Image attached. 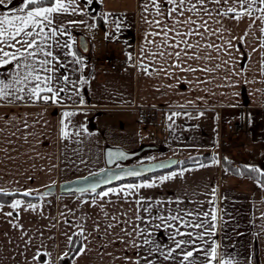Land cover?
Listing matches in <instances>:
<instances>
[{
    "label": "snow or ice",
    "instance_id": "1",
    "mask_svg": "<svg viewBox=\"0 0 264 264\" xmlns=\"http://www.w3.org/2000/svg\"><path fill=\"white\" fill-rule=\"evenodd\" d=\"M105 2L0 0V109H8L0 113V226H8L0 231V264H82L91 260L93 251L101 261L108 259L112 264H234L230 254L218 251L221 246L215 239H208L217 235V224L222 221L215 186L210 187L206 201L187 200L196 203V208H176L164 214H154L153 205L158 212L165 203L184 201H161L142 192L219 165L218 157L213 156L210 164L190 157L192 167L111 187L108 185L115 181L139 178L157 168L185 162L172 160L153 167L121 168L110 175L101 169L81 177L83 183L78 187L61 186L75 200L64 204L58 215L50 211L49 198L53 197L55 182L45 185L43 192L19 180L13 181L19 185L16 188L4 186L11 173L8 165L19 172L28 164L30 172L36 171L35 164L41 159L38 149L48 144L47 135L41 136L38 131L50 124L46 113L59 117L57 136L66 152L69 144H80L82 134H88L84 124L74 123L75 117L85 114L89 104L86 97L95 79L86 71L90 68L88 59L79 51L82 47L87 52V43L81 38L78 44L73 34L77 27L103 31L105 40L119 44L125 30L132 32L139 25L138 37L123 39L125 64L142 77L167 80V84L156 88L158 92L162 88L191 91L193 98L178 105L182 110L189 106L200 108L207 95H215L208 87L213 81L216 88L224 90L221 96L249 83L264 85V0H136L138 18L129 17L123 9L103 11ZM241 24L244 27L237 31ZM137 40L138 49L133 47ZM254 60L259 66L255 73ZM198 92L206 95L198 96ZM253 95H264V89L257 88ZM235 96L237 102L228 106L244 107L240 93ZM22 106H39V111L14 110ZM49 108L54 113H48ZM258 108L264 109V104ZM259 115V110L255 114L249 111L240 118L253 124ZM181 116L199 119L205 111L195 116L187 111L166 113L167 127L172 129L175 118ZM71 151L78 155L76 148ZM124 159L127 156L123 151L107 152L110 164ZM80 163L86 161L81 159ZM56 167L52 164L48 170ZM236 174L254 179L264 189V170L260 167L245 164ZM27 179L35 182L34 175ZM125 204L130 206L131 215L123 207ZM22 213L32 217L27 227ZM156 229L168 232L171 243L158 241ZM252 259L250 255L249 261Z\"/></svg>",
    "mask_w": 264,
    "mask_h": 264
},
{
    "label": "crops",
    "instance_id": "2",
    "mask_svg": "<svg viewBox=\"0 0 264 264\" xmlns=\"http://www.w3.org/2000/svg\"><path fill=\"white\" fill-rule=\"evenodd\" d=\"M125 5H127L126 8ZM112 9H123L129 17L138 18L136 0H106L105 4L101 6L103 11ZM243 27L244 24H241L237 31ZM73 34L77 37L78 44L82 36L86 37L88 51L84 52L81 47L79 51L88 59L90 68L86 71L95 77L86 97L89 104L84 109L85 114H80L74 118V123L79 122L87 127L88 134H82L80 144H69L66 152L64 145L57 136L59 117L46 113L45 119L50 121V124L42 131L38 128V131H40L41 136L47 135L48 144L46 147L38 149L41 159L35 164L36 171L30 172L31 166L28 164L23 165L19 172L13 165H8L11 173H9L8 182L4 186L16 188L19 185L13 181L19 180L21 184L38 188L43 192L46 190L44 186L53 182H55V186H59L63 182L85 177L90 173H97L105 166L103 156L105 145L133 150L143 143H155L167 147V151L161 153L170 152L163 159L178 158L183 161L190 157L205 158L203 162L208 164L211 163V158L215 156L220 159L219 165L193 171L186 174L183 180L177 179L166 182L157 188L144 189L142 192L161 201L167 202L177 199L184 201L178 204L165 203L158 212L156 206L153 205L154 214H164L176 208L181 210L196 208L198 206L196 203H187V200L204 202L210 198L208 195L210 187L215 186L217 188L216 204L218 209L223 210V212H218V216H222V221L217 224V235L208 239H215L221 246L218 251L222 255L230 254L234 264H258V261L256 262V248L260 234L258 214L264 211V189L259 188L254 179L249 180L230 171L226 173L221 156L222 146L231 140L230 130L235 126L246 128V133L241 136L240 141H247L248 144L240 145L239 149H249L246 146L251 144L258 149L259 142L264 141V109L258 108V105L264 104V95H253L257 88L264 89V85L249 83L243 87L230 89L227 96H221L220 94L224 90L216 88L215 81H213L208 87L216 93L215 95H207V99L200 108L189 106L182 110L178 105L193 98L191 91L162 88L158 92L156 88L167 84V80H150L147 77H142L135 69L125 64V56L122 51L124 49L123 39L125 36L138 37L141 34L139 25L132 32L125 30L119 44L105 40L103 31L89 32L87 29L77 27L73 30ZM133 47L138 49V40ZM107 55L113 56L120 62L121 67L118 71L111 72L102 65L101 60ZM258 67V63L254 60L252 71L257 72ZM125 68L128 70L125 71ZM174 83L175 81H173ZM235 93H240L239 100L245 105L244 107L233 108L228 106L237 102ZM197 95L205 96L206 94L198 92ZM150 105H156V107L153 108ZM211 105L216 106L210 107ZM144 108L153 109L157 114L156 118L149 122H143L140 118V112ZM7 110L6 108L0 109V113ZM14 110L21 113L38 112L39 106H22ZM258 110L261 115L255 116L253 124H249L240 118L242 113L247 114L252 111L255 114ZM54 111L52 108L48 109V113H54ZM171 111H187L194 116L198 111H205V116L191 120L184 116L177 117L175 118V125L169 129L165 114ZM217 115L219 119H214ZM73 148L78 150V155L72 153ZM263 151L259 149L257 156ZM144 158L141 162H149ZM20 159L23 160V157ZM81 159L86 163L81 164ZM72 161H75L74 165ZM257 163L251 162V165L258 166ZM52 164L57 167L49 171L48 169ZM177 166L151 177L117 184L156 178L181 168ZM41 168L44 169L43 172L40 171ZM80 168H82L81 172L78 171ZM30 174L35 176L34 183L27 179ZM193 190H195V195H193ZM49 199L52 200L51 214L58 215L63 210L64 204L74 201L75 197L56 192ZM123 207L128 209L129 215H131L130 206L125 204ZM207 207L205 204V208ZM8 210L10 209H5V211ZM22 217L25 226H29L32 217L25 213H22ZM7 227L6 224L0 226V231L6 230ZM154 232L155 238L161 243H171L167 239L168 232H163L162 229H156ZM177 238L179 239V237ZM116 251L119 250L116 249ZM250 255L253 256L251 261H249ZM5 264L8 262L5 261ZM82 264H112V262L108 259L101 261L93 251L91 260L84 261Z\"/></svg>",
    "mask_w": 264,
    "mask_h": 264
},
{
    "label": "water",
    "instance_id": "3",
    "mask_svg": "<svg viewBox=\"0 0 264 264\" xmlns=\"http://www.w3.org/2000/svg\"><path fill=\"white\" fill-rule=\"evenodd\" d=\"M81 38L87 43L85 36H82ZM117 150L123 151L126 154L127 159L119 160V161H116V162L111 163V164L108 163L107 152L108 151H117ZM166 151H167L166 146L160 145V144H155V143H143V144H140L139 147H137L136 149H133V150H126V149L121 148V147L105 145L103 148V156H104V164H105L103 169L108 170V174L110 175L112 172H119L121 170V168L130 169V168H140V167H153L154 165H157L161 162H169L172 160L180 161L178 158H167V159H163V160H159V161L141 162L144 157L148 156L151 153L166 152ZM117 164L120 165L119 168L117 167ZM176 166L177 165H172L171 168H166V169L157 168L153 172L145 173L144 176H142V177H139V178L128 177L122 181H115L114 184H117L120 182H125V181H130V180L145 178V177L150 176V175H154L157 173H161L164 171L171 170V169L175 168ZM69 182H71V183H69ZM82 183H83V181H81L80 178H76L74 180L63 182L59 186H55V188L53 190V194L56 192H59L61 194H66L64 192V189L61 187L62 185H66V186H70V187L75 188V187L80 186ZM108 186H111V185H108Z\"/></svg>",
    "mask_w": 264,
    "mask_h": 264
},
{
    "label": "rangeland",
    "instance_id": "4",
    "mask_svg": "<svg viewBox=\"0 0 264 264\" xmlns=\"http://www.w3.org/2000/svg\"><path fill=\"white\" fill-rule=\"evenodd\" d=\"M242 139V137H236L234 136L232 133H231V140H234V141H237V142H240L239 144L241 145H246L248 144L247 141H244V142H241L240 140ZM230 140V141H231ZM244 145V146H245ZM248 147L249 149H246L243 150V149H235L233 151V156L237 157V159L239 161H244L246 162V164H251V162H255L257 163V167H260L261 169H264V151L261 152L260 155L257 156V152L259 151V148L257 149L254 145H250V146H246ZM170 152L168 153H161V152H158V153H152L148 156H146L144 159L148 160L149 162L150 161H159V159H163L164 157H167L169 155ZM81 169H78L79 172H81ZM100 171V170H99ZM98 172V171H97ZM96 173V172H95ZM90 175V174H89ZM262 213H264V211L260 212L258 214V218L260 220V231H259V241H258V247L256 248L257 250V259H256V262L258 261V264H264V219L261 218L262 216Z\"/></svg>",
    "mask_w": 264,
    "mask_h": 264
},
{
    "label": "trees",
    "instance_id": "5",
    "mask_svg": "<svg viewBox=\"0 0 264 264\" xmlns=\"http://www.w3.org/2000/svg\"><path fill=\"white\" fill-rule=\"evenodd\" d=\"M239 143L240 142L231 140L229 142L224 143L222 146V156H221L222 165L224 168L229 169V171L233 174H236V171L238 169L243 170V166L246 164L242 161H239L237 159V157L233 156V154H232L235 149H238L240 147L241 144H239ZM258 148L261 150H264V141L259 142ZM224 157H227L228 161H225ZM199 159L202 162L205 160V158H199ZM183 161L185 162V164L184 165H178L177 167L192 166L191 161L189 159H186ZM262 170H264V169H262ZM252 175L255 178V174H252ZM151 176H153V175H150L147 177H151ZM261 179L264 180V178H261ZM130 181H132V180H130Z\"/></svg>",
    "mask_w": 264,
    "mask_h": 264
},
{
    "label": "built area",
    "instance_id": "6",
    "mask_svg": "<svg viewBox=\"0 0 264 264\" xmlns=\"http://www.w3.org/2000/svg\"><path fill=\"white\" fill-rule=\"evenodd\" d=\"M102 65L107 68L111 72H116L120 69V62L116 60L113 56H105L101 60ZM157 116L156 112L150 108H144L140 112V118L143 122H149L155 119ZM231 133L236 136L240 137L244 133H246V128L244 126H235L231 128Z\"/></svg>",
    "mask_w": 264,
    "mask_h": 264
}]
</instances>
